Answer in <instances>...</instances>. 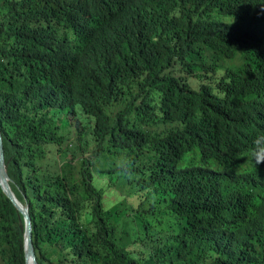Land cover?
Instances as JSON below:
<instances>
[{"label":"trees","instance_id":"obj_1","mask_svg":"<svg viewBox=\"0 0 264 264\" xmlns=\"http://www.w3.org/2000/svg\"><path fill=\"white\" fill-rule=\"evenodd\" d=\"M0 131L38 264H264V0H0Z\"/></svg>","mask_w":264,"mask_h":264},{"label":"water","instance_id":"obj_2","mask_svg":"<svg viewBox=\"0 0 264 264\" xmlns=\"http://www.w3.org/2000/svg\"><path fill=\"white\" fill-rule=\"evenodd\" d=\"M10 177L6 172L5 164V153H4V143L3 136L0 131V186L5 195L17 206L18 210L21 212L24 224V247H25V259L26 264H38L35 256L33 241H32V220L29 213L28 205L23 204L13 192L10 186Z\"/></svg>","mask_w":264,"mask_h":264}]
</instances>
